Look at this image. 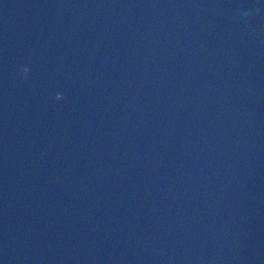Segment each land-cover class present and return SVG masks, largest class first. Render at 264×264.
<instances>
[{"label": "water", "instance_id": "water-1", "mask_svg": "<svg viewBox=\"0 0 264 264\" xmlns=\"http://www.w3.org/2000/svg\"><path fill=\"white\" fill-rule=\"evenodd\" d=\"M262 24L0 0V264H264Z\"/></svg>", "mask_w": 264, "mask_h": 264}, {"label": "clouds", "instance_id": "clouds-1", "mask_svg": "<svg viewBox=\"0 0 264 264\" xmlns=\"http://www.w3.org/2000/svg\"><path fill=\"white\" fill-rule=\"evenodd\" d=\"M261 28H264V24L261 25ZM24 70H28V71H29V69H28L27 67H23L22 70H21V76H22V78L25 79V80H27L28 77H25V76L23 75V71H24ZM64 99H65V97H64Z\"/></svg>", "mask_w": 264, "mask_h": 264}]
</instances>
